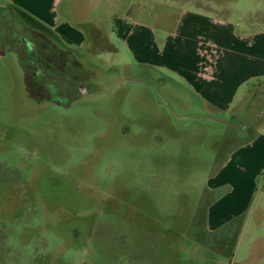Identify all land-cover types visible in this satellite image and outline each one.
I'll list each match as a JSON object with an SVG mask.
<instances>
[{"label": "rangeland", "instance_id": "1", "mask_svg": "<svg viewBox=\"0 0 264 264\" xmlns=\"http://www.w3.org/2000/svg\"><path fill=\"white\" fill-rule=\"evenodd\" d=\"M12 1L0 0V264H264V165L222 169L264 133V88L240 119L180 120L114 29L172 22L194 0H59L55 13L86 35L82 47L19 18L70 55L85 92L61 97L62 107L30 95ZM204 1L229 8L211 14L264 31L261 0ZM232 194L236 216L221 210L211 228L214 205L224 209Z\"/></svg>", "mask_w": 264, "mask_h": 264}, {"label": "crops", "instance_id": "2", "mask_svg": "<svg viewBox=\"0 0 264 264\" xmlns=\"http://www.w3.org/2000/svg\"><path fill=\"white\" fill-rule=\"evenodd\" d=\"M58 3L59 0H52V6L43 9L39 1L32 4L30 0H13L9 7L18 19L28 21L27 17H35L43 29L60 40L71 46H84L86 35L69 21H61L55 13ZM217 9L229 8L194 0L191 6L179 8L172 22L157 19L153 24H128L131 30L125 40L121 39L133 65L145 70L152 81L164 85L166 97L180 120L220 125L225 123L224 116L240 119L244 115L240 107L250 101L253 92L264 88V31L253 30L247 22L239 25L209 12L215 13ZM260 115L250 121L259 119ZM256 163L264 165V133H258L255 138L251 134L222 169ZM225 200L224 209L214 205L210 213L211 228L222 224L221 210L236 216L233 204L238 203L237 196L227 195Z\"/></svg>", "mask_w": 264, "mask_h": 264}, {"label": "flooded vegetation", "instance_id": "3", "mask_svg": "<svg viewBox=\"0 0 264 264\" xmlns=\"http://www.w3.org/2000/svg\"><path fill=\"white\" fill-rule=\"evenodd\" d=\"M11 15L14 18V22L17 21L20 26L22 25L23 28L21 26V29L26 32L23 36L15 33L13 37L17 39L21 48L24 47L23 51L25 54L23 58L27 60V86L28 84L30 85L28 87L30 95L47 98L50 102L62 107V103L59 100L61 97L71 100L75 92L79 91L80 93L82 91L84 93L83 85L76 81L77 77L73 74L70 55L67 52L58 51L45 34L38 32V30H30L28 27H24L15 13L11 12ZM31 43L34 47L30 45ZM72 63L74 64V62ZM28 74H30V77ZM62 74L67 75L69 80L60 89L55 80ZM49 81H53L55 94L50 93V90L45 86V84L48 85L50 83Z\"/></svg>", "mask_w": 264, "mask_h": 264}, {"label": "trees", "instance_id": "4", "mask_svg": "<svg viewBox=\"0 0 264 264\" xmlns=\"http://www.w3.org/2000/svg\"><path fill=\"white\" fill-rule=\"evenodd\" d=\"M114 29L117 36L120 39L125 40L128 36V33L131 30V26L128 24L121 23L120 21H116L114 25Z\"/></svg>", "mask_w": 264, "mask_h": 264}]
</instances>
